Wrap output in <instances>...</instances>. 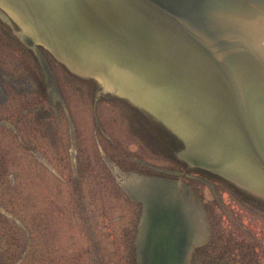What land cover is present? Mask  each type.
<instances>
[{
    "label": "rangeland",
    "instance_id": "obj_1",
    "mask_svg": "<svg viewBox=\"0 0 264 264\" xmlns=\"http://www.w3.org/2000/svg\"><path fill=\"white\" fill-rule=\"evenodd\" d=\"M5 7L0 264H169L147 260L154 237L177 264H264L263 194L192 164L150 112L34 32L29 48Z\"/></svg>",
    "mask_w": 264,
    "mask_h": 264
},
{
    "label": "water",
    "instance_id": "obj_2",
    "mask_svg": "<svg viewBox=\"0 0 264 264\" xmlns=\"http://www.w3.org/2000/svg\"><path fill=\"white\" fill-rule=\"evenodd\" d=\"M0 3L29 48L34 32L76 75L150 112L192 164L264 195V0Z\"/></svg>",
    "mask_w": 264,
    "mask_h": 264
},
{
    "label": "flooded vegetation",
    "instance_id": "obj_3",
    "mask_svg": "<svg viewBox=\"0 0 264 264\" xmlns=\"http://www.w3.org/2000/svg\"><path fill=\"white\" fill-rule=\"evenodd\" d=\"M194 231H195V226H194ZM198 234V232L197 233H195V236ZM155 238V237H154ZM154 238H150L149 240H151L152 239V245L150 246V248H149V252H148V259L147 260H149L150 258H153L154 260H156V258H159L158 257V254H162L161 252L159 253V250L161 251V249H163V246L161 247V248H159V249H157L156 248V246L158 245V244H160V243H157V240H155ZM169 253V252H168ZM157 254V255H156ZM169 255L172 257V255H171V253H169ZM177 260H171L170 259V263L169 264H177V263H174V262H176ZM158 264V263H157Z\"/></svg>",
    "mask_w": 264,
    "mask_h": 264
},
{
    "label": "crops",
    "instance_id": "obj_4",
    "mask_svg": "<svg viewBox=\"0 0 264 264\" xmlns=\"http://www.w3.org/2000/svg\"><path fill=\"white\" fill-rule=\"evenodd\" d=\"M174 224V226L176 227V228H178L177 227V225H176V223H173ZM170 229H172V230H174V228H171L170 227ZM155 240H157V243H159V241H158V239H157V237H155L154 238ZM167 241H168V239L166 240V245L170 248V245H169V243H167ZM163 246V245H162ZM165 247L163 246V249H164ZM171 250V249H170ZM161 251H163L162 249H161ZM173 251H175V250H173ZM164 253L165 252H167L166 250H164L163 251ZM170 252V251H169ZM162 253V252H161ZM170 259L171 260H180L179 258H177V257H175V259H173L170 255H169V253H165L164 255H161V257H159V258H156V261H165V260H167L168 262L170 261Z\"/></svg>",
    "mask_w": 264,
    "mask_h": 264
},
{
    "label": "bare ground",
    "instance_id": "obj_5",
    "mask_svg": "<svg viewBox=\"0 0 264 264\" xmlns=\"http://www.w3.org/2000/svg\"><path fill=\"white\" fill-rule=\"evenodd\" d=\"M1 5V4H0ZM5 7V6H4ZM29 35H32V34H29ZM41 43H43V42H41ZM44 44V43H43ZM53 50V49H52ZM55 54V53H54ZM59 55V54H58ZM41 56H42V54H41ZM58 57V56H57ZM66 61H67V59H66ZM47 65H49V64H47ZM70 65V64H69ZM71 66V65H70ZM73 67V66H72ZM73 69V68H72ZM29 82V81H28ZM52 93V92H51ZM59 97V96H58ZM139 107V106H138ZM113 163V162H112ZM115 171V170H114ZM120 171V170H119ZM117 172V171H116ZM143 176V175H142ZM120 179V178H119ZM120 182V181H119ZM125 182V181H124ZM136 182H137V180H136ZM132 183V182H131ZM130 183V184H131ZM172 183V182H171ZM170 183V184H171ZM128 184V183H127ZM152 184V183H151ZM180 184V183H179ZM183 185V184H182ZM184 186V185H183ZM137 187H139V186H137ZM134 188V187H133ZM190 190V189H189ZM176 194V193H175ZM190 196V195H189ZM192 199V198H191ZM194 200V199H193ZM197 202L195 201V204H196ZM194 206H196V205H194ZM199 206V205H198ZM191 207V206H190ZM197 207V206H196ZM193 208V207H192ZM196 209V208H195ZM200 209H201V206H200ZM202 210V209H201ZM191 211V210H190ZM192 213V212H191ZM203 215V214H202Z\"/></svg>",
    "mask_w": 264,
    "mask_h": 264
}]
</instances>
